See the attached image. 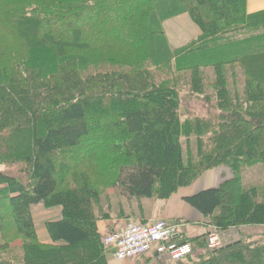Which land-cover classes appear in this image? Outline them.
<instances>
[{"label": "trees", "instance_id": "obj_1", "mask_svg": "<svg viewBox=\"0 0 264 264\" xmlns=\"http://www.w3.org/2000/svg\"><path fill=\"white\" fill-rule=\"evenodd\" d=\"M182 14L201 33L172 48L163 23ZM181 71L211 118L181 122ZM0 163L18 166L0 171V264H108L94 208L104 189L165 200L216 168L223 180L186 202L239 238L209 249L206 233L182 241L186 260L151 254L154 264H264V235L239 231L264 228V10L248 13L247 0H0ZM40 204L61 212L44 223L46 244Z\"/></svg>", "mask_w": 264, "mask_h": 264}, {"label": "crops", "instance_id": "obj_2", "mask_svg": "<svg viewBox=\"0 0 264 264\" xmlns=\"http://www.w3.org/2000/svg\"><path fill=\"white\" fill-rule=\"evenodd\" d=\"M264 10V0H247V12L254 13ZM179 17V16H178ZM177 17V18H178ZM190 19V18H189ZM173 20V19H171ZM165 21V30H173V38H167L174 43L187 44L188 42L197 38L201 32L196 30L194 26L189 22L187 18L181 16L176 19L173 24H170L169 21ZM175 23V24H174ZM175 27V29H174ZM177 27H182L185 30V33L182 34L177 32ZM186 27H189L190 32L187 33ZM164 29V28H163ZM165 32V31H164ZM172 34V31H171ZM225 174L224 169L216 168L205 172L201 177H199L193 184L187 187L180 188L177 192L172 194L168 199H143L140 200L139 206L138 203L136 208L127 207L123 210L125 219H114V223L110 221H99L97 227L99 231L105 235L114 231L121 230L129 220H137L136 222L142 223H153L160 220L166 222H175L181 226L180 234L177 238V241H188L193 240L201 235L206 233H211L213 229L207 224L204 217L193 207H191L186 199L190 196H193L201 191L216 187L222 180L223 175ZM53 211V210H52ZM122 211L119 213L121 214ZM174 223V224H175ZM232 231V230H231ZM226 231L227 233L232 232ZM221 235L222 239L231 238L230 234ZM219 234V233H218ZM225 237V238H224ZM49 243V237L44 239V243ZM112 259H108V264H154L155 259L151 257L150 254L146 256L132 259V260H117L115 259L113 252L109 253Z\"/></svg>", "mask_w": 264, "mask_h": 264}, {"label": "rangeland", "instance_id": "obj_3", "mask_svg": "<svg viewBox=\"0 0 264 264\" xmlns=\"http://www.w3.org/2000/svg\"><path fill=\"white\" fill-rule=\"evenodd\" d=\"M181 16H183L184 18H187L189 20V22L192 24V26H194V28H196V30H198V27L189 19L187 14H182L180 15L178 18H180ZM177 17L174 18L173 20L169 21L170 24H173L172 22H175L176 19H178ZM175 24V23H174ZM165 25L163 24V30L165 31V35L166 38H170L172 39L173 37V30H169V28H167L168 30H165ZM175 29V27H174ZM172 31V34H171ZM186 31L187 33L190 32L189 27H186ZM177 32H180L182 34L185 33L184 28L182 27H177ZM200 32V31H199ZM240 36V35H238ZM195 39V38H193ZM168 43L172 46V48H180L183 47L184 45L179 43H174L172 41ZM179 62H181V65H184L182 67H186L188 66L186 63H183V60H181V58L179 59ZM173 65L176 67L177 62L174 61ZM182 73H176L179 76V81H178V92L180 94H182L183 99L186 101V103H184L180 109V120L181 122L184 121L186 118L190 117V118H194V117H198L199 119H208L211 118V116H209L208 112H209V105L205 102H203V100H201V98L196 99V95H194L193 93H191L190 91V87H189V73L188 72H184L181 71ZM203 91L205 94L211 95L213 93V91L211 89H209V87H203ZM210 113V112H209ZM107 133V130L105 129V131L103 132V134ZM182 144L184 145L185 141L184 139L181 140ZM192 149L195 150L196 149V143H195V139L192 138ZM10 171V172H16L18 170V166H7L4 163H0V171ZM109 186V184L107 185ZM129 201V200H128ZM98 202V206L95 204L94 208H95V213L96 215H98L99 211L101 212L100 214H105V218L102 220H99L100 222H106V221H110V223H114V219H125L124 216H120L117 217V215H119V213L122 211L121 214H123V209L125 210L127 207L129 208H136V205L139 203V200H132L130 202H127L124 197H119L117 195V193H115L112 189L110 188H106L103 190L101 197L95 201ZM119 202V206L118 203ZM53 210V211H52ZM33 213V218H34V224H35V229L37 231L39 240L44 243V239L48 238V235L46 233L45 230V226L44 223L46 221H53V220H57L61 217V212L59 208H54V209H48L46 208L44 205L40 204L38 206H35L32 210ZM102 218V217H101ZM98 221V222H99ZM129 221H137V220H129ZM97 222V224H98ZM213 229V231L211 233H216L218 240H220L222 243L225 242H232L235 239H238L239 236H237V231L238 230H232L230 229L229 232L231 231L232 233H227L226 231H217L215 230L213 227H211ZM181 230V229H180ZM239 231L241 232V234H243V237L245 236H251V235H258V234H262L264 235V228H253V227H241V229H239ZM223 232H226L224 234H230L231 238L227 239H222L221 235H223ZM219 233V234H218ZM13 234V233H11ZM97 235L102 236L103 234L99 231L98 227H97ZM10 236V235H9ZM225 238V237H224ZM10 245L14 246L16 248H20L23 244V240L20 236H13L11 237L10 240ZM46 244V242H45ZM74 250L75 251H78ZM151 255V254H150ZM107 259H112V257H110L109 253L106 255Z\"/></svg>", "mask_w": 264, "mask_h": 264}, {"label": "built area", "instance_id": "obj_4", "mask_svg": "<svg viewBox=\"0 0 264 264\" xmlns=\"http://www.w3.org/2000/svg\"><path fill=\"white\" fill-rule=\"evenodd\" d=\"M181 226L157 221L142 223L128 221L119 231L108 233L103 238V244L113 252L117 260H132L147 254L168 257L172 261H184L193 249L187 242H178ZM222 245L218 237L210 234L207 237V247L216 249Z\"/></svg>", "mask_w": 264, "mask_h": 264}]
</instances>
